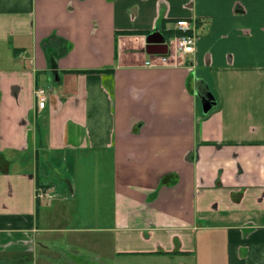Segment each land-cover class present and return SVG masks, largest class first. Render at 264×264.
<instances>
[{
  "label": "crops",
  "instance_id": "crops-1",
  "mask_svg": "<svg viewBox=\"0 0 264 264\" xmlns=\"http://www.w3.org/2000/svg\"><path fill=\"white\" fill-rule=\"evenodd\" d=\"M95 193L116 253L264 264V0H0V254L58 248Z\"/></svg>",
  "mask_w": 264,
  "mask_h": 264
},
{
  "label": "rangeland",
  "instance_id": "rangeland-1",
  "mask_svg": "<svg viewBox=\"0 0 264 264\" xmlns=\"http://www.w3.org/2000/svg\"><path fill=\"white\" fill-rule=\"evenodd\" d=\"M93 175L103 174L102 170L91 168ZM97 176V175H96ZM96 185L101 188L102 184L94 178ZM103 189L105 186H102ZM92 191V190H91ZM97 192L96 188L92 192ZM91 204L79 219L73 215L74 224L61 225L62 228L70 227L80 230L75 234L58 235V248L51 251L40 250L33 259H25L22 255L0 254V264H195L193 256H181L177 253L162 255H144L131 252L116 253L111 245L110 233L104 232L103 228L109 225L108 198L95 193L91 196ZM94 205V206H93ZM92 208H98L96 211ZM72 220V221H73ZM63 239L66 240L64 243ZM81 239L80 242L78 240ZM38 248L35 253H38ZM30 258V257H28Z\"/></svg>",
  "mask_w": 264,
  "mask_h": 264
},
{
  "label": "built area",
  "instance_id": "built-area-1",
  "mask_svg": "<svg viewBox=\"0 0 264 264\" xmlns=\"http://www.w3.org/2000/svg\"><path fill=\"white\" fill-rule=\"evenodd\" d=\"M196 24L193 20H180L174 23V30L177 34L172 37L169 41L168 46L171 47L172 52L183 56H189L194 52L196 43L195 35ZM162 62L166 61V58L162 56ZM151 63H149L150 65ZM36 97L38 99V107L43 108L46 101V92L43 89L36 91ZM46 194H38L37 197Z\"/></svg>",
  "mask_w": 264,
  "mask_h": 264
},
{
  "label": "water",
  "instance_id": "water-1",
  "mask_svg": "<svg viewBox=\"0 0 264 264\" xmlns=\"http://www.w3.org/2000/svg\"><path fill=\"white\" fill-rule=\"evenodd\" d=\"M146 53L147 54H166L167 52V45L165 44V38L162 34L159 32H154L146 37ZM55 77L56 74H55ZM213 97L210 95V93L207 92V94L204 95L202 99V108L203 113H207L211 109Z\"/></svg>",
  "mask_w": 264,
  "mask_h": 264
},
{
  "label": "trees",
  "instance_id": "trees-1",
  "mask_svg": "<svg viewBox=\"0 0 264 264\" xmlns=\"http://www.w3.org/2000/svg\"><path fill=\"white\" fill-rule=\"evenodd\" d=\"M44 43H45V42H44ZM18 256H20V255H18ZM28 257H30V256H26V257H25V256H23V258H25V259H26V258H28ZM28 259H30V260H31V257H30V258H28Z\"/></svg>",
  "mask_w": 264,
  "mask_h": 264
}]
</instances>
